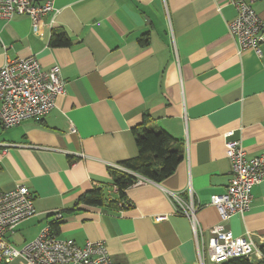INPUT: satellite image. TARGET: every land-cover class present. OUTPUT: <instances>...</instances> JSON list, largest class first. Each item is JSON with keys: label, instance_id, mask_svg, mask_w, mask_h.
I'll return each mask as SVG.
<instances>
[{"label": "crops", "instance_id": "obj_1", "mask_svg": "<svg viewBox=\"0 0 264 264\" xmlns=\"http://www.w3.org/2000/svg\"><path fill=\"white\" fill-rule=\"evenodd\" d=\"M54 7L37 32L27 16L0 18V68L35 57L45 70L59 65L66 82L46 117L10 129L0 123V189L27 186L37 212L10 241L23 247L61 212L59 238L80 247L104 242L115 264H199L191 222L168 194L184 203L193 194L208 239L220 222L211 198L231 180L225 134L234 132L249 159L264 154V42L261 58L239 52L230 0H54ZM254 9L264 22V1ZM54 33L70 45L51 46ZM144 123L180 141L184 159L161 183L128 188L123 200L112 170L139 156L133 131ZM96 189L103 206L81 202ZM253 196L251 210L226 228L253 234L264 255V182Z\"/></svg>", "mask_w": 264, "mask_h": 264}, {"label": "built area", "instance_id": "obj_2", "mask_svg": "<svg viewBox=\"0 0 264 264\" xmlns=\"http://www.w3.org/2000/svg\"><path fill=\"white\" fill-rule=\"evenodd\" d=\"M264 0H230L237 10L236 19L229 24V33L236 40L239 52L253 50L261 58L264 42V22L254 9ZM55 13L54 0H0V18L11 20L16 16L31 18L33 31H38L42 18ZM54 22V21H53ZM66 82L61 67L45 70L35 57L7 60L0 68V123L10 129L28 119H42L56 106L57 97L65 93ZM75 128H71L74 133ZM234 132L225 134L227 157L231 164V180L227 191L211 198L217 209L220 222L209 231V238L197 223L200 209L194 196L184 203L178 194L169 193L179 215L191 222L198 253L199 264L210 259L214 264H224L234 259L263 261L264 255L256 245L251 233L236 236L226 228L234 216H244L251 210L253 189L264 182V154L249 159L242 141L232 140ZM119 170L129 172L119 166ZM131 173V172H129ZM133 174V173H131ZM137 176L134 185L150 181ZM117 188V187H116ZM37 216L34 197L25 185L6 191L0 189V262L10 264L23 258L29 264H115L107 252L104 242H87L80 247L73 240L61 239L53 228V222L63 220L61 212H52L47 224L33 241L17 248L10 241L17 227Z\"/></svg>", "mask_w": 264, "mask_h": 264}, {"label": "trees", "instance_id": "obj_3", "mask_svg": "<svg viewBox=\"0 0 264 264\" xmlns=\"http://www.w3.org/2000/svg\"><path fill=\"white\" fill-rule=\"evenodd\" d=\"M51 46H69L71 41L64 35L53 34ZM139 148V156L123 162L121 165L129 173L122 170H112V179L121 199L124 200L126 191L137 181V176L145 177L156 183H161L171 176L177 166L184 159V148L180 141L171 137L164 129H157L151 123H144L133 131ZM81 202L91 206H103L105 197L102 190L96 189L85 194ZM50 216L48 217V221ZM59 223L53 222L56 233V226ZM264 252V248H263ZM224 264H252L245 258L234 259Z\"/></svg>", "mask_w": 264, "mask_h": 264}]
</instances>
